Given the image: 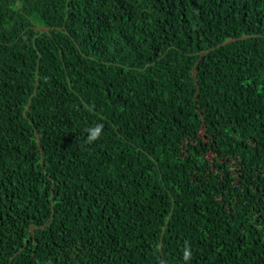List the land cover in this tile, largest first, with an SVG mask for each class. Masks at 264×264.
I'll return each instance as SVG.
<instances>
[{
	"label": "trees",
	"instance_id": "1",
	"mask_svg": "<svg viewBox=\"0 0 264 264\" xmlns=\"http://www.w3.org/2000/svg\"><path fill=\"white\" fill-rule=\"evenodd\" d=\"M185 245L264 264V0H0V264Z\"/></svg>",
	"mask_w": 264,
	"mask_h": 264
},
{
	"label": "clouds",
	"instance_id": "2",
	"mask_svg": "<svg viewBox=\"0 0 264 264\" xmlns=\"http://www.w3.org/2000/svg\"><path fill=\"white\" fill-rule=\"evenodd\" d=\"M86 131L88 133L87 142L90 143V142L95 141L97 138L101 136L102 127L100 125H97L94 128L86 129ZM191 258H192V252L190 248L187 245H185L183 252H182V260L184 261V264H188Z\"/></svg>",
	"mask_w": 264,
	"mask_h": 264
}]
</instances>
